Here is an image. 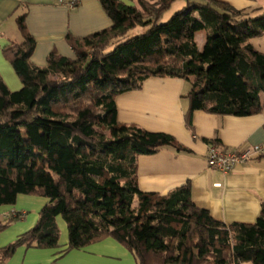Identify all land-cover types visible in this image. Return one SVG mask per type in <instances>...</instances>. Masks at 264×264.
Here are the masks:
<instances>
[{
    "label": "trees",
    "instance_id": "obj_1",
    "mask_svg": "<svg viewBox=\"0 0 264 264\" xmlns=\"http://www.w3.org/2000/svg\"><path fill=\"white\" fill-rule=\"evenodd\" d=\"M98 1L111 26L68 38L73 59L52 52L46 67L33 66L24 15L17 19L24 42L2 49L22 87L10 92L0 79V207L19 195L47 203L32 229L0 249V264L20 246L57 248V216L68 233L63 253L110 237L136 264H264V204L254 224L226 225L193 204L188 183L163 196L141 192L138 157L190 151L171 135L117 123L115 106L149 78H191L188 128L196 110L258 114L264 55L248 41L264 34V14L243 19L217 0H185L162 22L175 0ZM137 28L143 32L128 37ZM198 31L206 32L202 51ZM23 217H6L0 232Z\"/></svg>",
    "mask_w": 264,
    "mask_h": 264
},
{
    "label": "crops",
    "instance_id": "obj_2",
    "mask_svg": "<svg viewBox=\"0 0 264 264\" xmlns=\"http://www.w3.org/2000/svg\"><path fill=\"white\" fill-rule=\"evenodd\" d=\"M118 1L138 7L137 0ZM217 1L243 12V19L264 14V0ZM22 15L26 32L35 41L29 61L38 68L46 67L52 52L73 59L68 38L82 40L111 26V20L98 0H81L74 9L58 5L57 0H0V79L10 92L20 90L22 82L2 55V49L24 42L17 28V19ZM197 34L204 36L201 47L195 41ZM205 40V31L194 34L199 51L204 49ZM248 43L264 55V34ZM192 82L191 78L188 81L149 78L140 90L115 98L117 123L171 135L190 151L176 153L164 148L155 155L138 157L139 190L163 196L188 183L193 204L207 210L214 220L226 225L254 224L264 204V157H253L246 163L237 164L231 172L222 173L207 167L206 155L210 146L234 152L264 143V94H260L261 109L256 115L220 116L196 110L191 114V127L188 128L186 116ZM46 203V199L19 195L14 205L1 206L0 221L18 213L24 217L0 233V249L32 229ZM60 228L57 248L20 246L3 264H136L130 252L110 237L63 253L68 234L64 225Z\"/></svg>",
    "mask_w": 264,
    "mask_h": 264
},
{
    "label": "built area",
    "instance_id": "obj_3",
    "mask_svg": "<svg viewBox=\"0 0 264 264\" xmlns=\"http://www.w3.org/2000/svg\"><path fill=\"white\" fill-rule=\"evenodd\" d=\"M81 0H57V4L67 9L76 8ZM253 157H264V143L246 150L226 152L210 146L206 155L207 167L222 173L231 172L237 164L246 163Z\"/></svg>",
    "mask_w": 264,
    "mask_h": 264
},
{
    "label": "rangeland",
    "instance_id": "obj_4",
    "mask_svg": "<svg viewBox=\"0 0 264 264\" xmlns=\"http://www.w3.org/2000/svg\"><path fill=\"white\" fill-rule=\"evenodd\" d=\"M191 2L193 1V2H200L201 0H190ZM176 2V1H175ZM174 2V3H175ZM186 1H184V0H179V1H177V3H173L172 5H171V7L163 14V16H162V18H161V21L162 22H165V21H167L169 18H170V16L174 13V12H176V11H178V10H180V9H182L183 7H185L186 6V3H185ZM143 32V29H141V28H137V29H135L134 31H132L131 33H129V35H128V37H131V36H135V35H138V34H141ZM203 39H204V36H203V34H197L196 35V38H195V41H196V43L199 45V47H201L202 46V41H203ZM33 197L34 198H38V199H40V200H45L43 197H40V196H38V195H33ZM6 219V218H5ZM4 220L2 219L0 222H3ZM55 221H56V225H57V228H58V230H59V233H61V228H60V225H64L65 226V228H66V232H67V227H66V223L64 222V220L62 219V217L61 216H57L56 218H55ZM16 222H18V221H16ZM16 222H13L12 224H10V226L11 225H13L14 223H16ZM10 226H8V227H10ZM7 227V228H8ZM6 228V229H7ZM5 230V229H4ZM4 230H2L1 232H3ZM0 232V233H1ZM68 234V233H67ZM60 237V236H59Z\"/></svg>",
    "mask_w": 264,
    "mask_h": 264
}]
</instances>
